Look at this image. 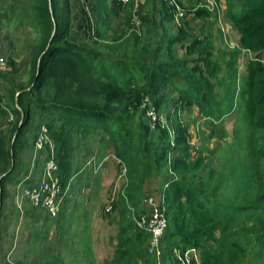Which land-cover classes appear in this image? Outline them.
Here are the masks:
<instances>
[{
    "label": "trees",
    "instance_id": "obj_1",
    "mask_svg": "<svg viewBox=\"0 0 264 264\" xmlns=\"http://www.w3.org/2000/svg\"><path fill=\"white\" fill-rule=\"evenodd\" d=\"M29 1V25L38 39L30 50L28 80L24 85L13 78H4L9 85L6 102L0 97V119L11 123L9 117H15L5 131L2 130L5 120L0 123V197L4 198L3 189L8 182L21 181L18 157L32 147L36 135L31 136L32 143L27 136L38 116L47 126L54 144L55 176L63 191L69 190L72 178L86 163L85 154L80 160L81 166L73 157L82 140L100 141L103 151L110 148L114 158L124 165L120 173L121 194L117 201L111 202L120 223L117 243L112 256L102 264H179L172 253L174 248L197 249L200 264H240L252 255V264H264V195L261 192L264 178L255 181L253 175L249 176L251 171H244L240 164V175L233 169L230 173L234 176L229 179L205 162L204 149L198 151L191 145L189 127L177 124L171 138L168 129H159L157 122L154 129L146 117L150 108L162 110L170 102L171 93H175L173 110L183 113L195 108L210 128L209 140L221 134L210 120L230 114L236 100L247 127L259 132L254 139L255 155L262 159L264 0H224L225 17L238 37V48L250 57L237 97L230 93L222 98H218L220 88L216 90L212 81L224 75V71L227 78L232 77L237 51L229 54L223 69L219 60L213 58L211 46L190 34L189 17L194 21H218L216 9L208 4L202 7V0H187L186 5L178 0L182 11L175 6L172 12L170 8L162 9L161 24L171 21L174 12L178 30L170 35L161 26L159 41L138 52L148 62L135 61V65L123 55L112 60L96 49L81 48L72 42L69 0ZM92 1L95 7L92 10L103 17L115 13L117 5H124L117 0ZM83 15L86 14L83 12ZM142 18L143 23L148 21ZM135 20L142 23L128 11L126 27L130 33L134 32ZM85 27L83 30L90 33V27ZM97 37L100 36L97 34ZM138 42L134 38V45ZM8 62L15 67L14 60ZM48 158L47 155L43 162ZM23 173L26 178L28 170ZM156 179L160 196L165 198L157 206L165 221L158 259L148 252L149 234L136 229L134 223L141 214H151L152 209L146 208L149 206L142 198L157 194V191L150 194L151 181ZM140 204L145 207L141 209ZM238 236H244L251 248L239 242ZM43 264L63 262L52 256Z\"/></svg>",
    "mask_w": 264,
    "mask_h": 264
},
{
    "label": "rangeland",
    "instance_id": "obj_2",
    "mask_svg": "<svg viewBox=\"0 0 264 264\" xmlns=\"http://www.w3.org/2000/svg\"><path fill=\"white\" fill-rule=\"evenodd\" d=\"M69 1L72 11V27L70 32V40L72 42L81 48L96 49V51L102 55H107L112 60H117L118 55H123L134 65L135 61L138 64L148 62V58H145V56L138 52L142 51V47L150 48L159 41L162 35L161 26H164L166 33L170 35H175L178 30L174 21V12L172 13L174 16L171 15V21H165V23L161 24V10L170 8L169 10L172 12L171 8L175 6L182 11L178 5V0H171L170 2H165L164 0H136L138 2L137 6H135L133 1L126 3L127 5L124 4L125 6L117 5L115 13L103 17L92 10V8H95L92 0ZM179 1L186 5L187 0ZM209 2L214 4L213 8L219 14L218 21L215 22L209 19L194 21L189 17L187 22L192 27L190 34L198 37L204 44L208 43L209 47L211 46L210 51L213 52V58L219 60L223 69L226 67L229 54L237 51V63L234 66L236 71L232 74V77L227 78L224 71L222 73L224 75H218L217 80L212 81L216 85V90L220 88L217 92L218 98H222L225 94L230 93H234V96L237 97L242 87L246 62L250 56L238 48V37L225 17L224 0H202L201 6H206V4L210 6ZM29 4V0H0V57L5 61V64L0 67V97H3L5 102L9 85L4 81V78H13L15 82H20L24 85H26L28 80L30 50L37 43L38 39L37 34L29 25ZM128 11L131 12L132 16L137 15L142 22L141 24L139 23L138 27L135 26L134 28L133 26L134 32L131 33L128 30L129 27H126V15ZM83 12L86 15H83ZM143 16L148 20L146 23H143ZM86 25L90 27V33H87V30H83V28H87L85 27ZM97 34L100 36L99 38ZM134 38L139 40L136 45H134ZM175 53L176 55L178 53L181 54L180 52ZM9 59L14 60V68L9 65ZM15 69H18V71L15 72ZM13 70L15 73H13ZM167 93L170 94L169 91ZM176 99L177 94L171 93L170 102L159 112L155 110L157 116L165 118V124L163 126L159 125V129H168L170 137L173 138L175 135L174 129L177 124L182 123L187 128L189 127L188 129L192 137L191 145L198 151L204 149L205 162L224 176H229V179H232L234 176L230 173L233 169H235V173L240 175V164L243 165L244 171H251L252 174L249 176L253 175L255 181L260 182V177L264 178V176L262 177V174H264V157L258 159L255 155L256 144L254 139L258 136L259 132H252L247 127L245 117L241 116L238 112V102L236 100L230 114L218 120H214V118L210 120V122L216 125L217 131H221V134H215L216 138L208 140L210 128L205 125V120L201 119L202 117L195 108L186 111L182 110L183 113L180 110H173L172 103ZM146 117L151 127L153 126L155 129L157 125L153 124L147 115ZM4 120L0 119V123H3ZM13 120H15L14 116H12L10 122L12 123ZM11 123L5 120L2 130L9 129ZM40 124H42V121L36 116L32 131L27 136L30 143H32L31 136L33 134L36 135L37 126ZM79 143V146L73 152L74 161L81 166L80 160L85 153H87L88 158L86 159L84 168L82 167L81 172L77 175L89 169H93L92 173L94 175L101 174L103 161L96 158L97 154L95 152H92L90 156L87 152V149H93V146L94 150L98 148L97 140L88 138ZM106 155L107 159L115 161L111 149L108 152L106 151ZM26 160L27 153L25 151L18 157V167H24ZM37 163L35 172L33 171L27 182H22L19 185L18 183L8 182L4 186V198L0 197V264H43L55 255L60 256L63 264H102L105 260H108L112 256L116 246V244H111L109 239V237L112 238V234L114 233L112 223L116 221V213L113 214L112 211L108 215L104 214L102 222L106 224V229L103 231L102 229L99 230L96 233L95 241L90 243V245L85 244L84 247L79 248L76 243H72L68 239H74L75 225L77 226L76 215L78 208L72 206L71 203L70 211L66 213L65 217L64 212L62 213L64 219L68 222L66 228L62 227V229L67 233L65 238L69 240V245H59L60 241L56 240L58 232L55 234L53 230L54 226L52 222L54 220H50L53 218L48 217L41 209L32 208L25 200L20 198L19 195L23 189L41 180L43 161L41 160ZM256 165L258 166L252 170ZM21 174L24 173L22 172ZM106 176L104 186L107 187L112 182H115L118 187L117 189H119L117 193L115 192V200L116 198L119 199L117 194L119 193L118 196L121 194L123 177L120 176L118 170L114 171L113 169L111 170V174L109 173ZM19 177L22 180L25 176L20 175ZM75 178L76 175H74ZM157 181V179L151 181L150 186L152 189L150 194L155 191H157V194H152V196L147 195L142 200L151 197L153 198V202L157 201L156 198L160 195L158 191L160 184ZM75 189L76 187L72 191L73 201L80 196ZM261 192L264 195V189ZM108 200L106 205L110 203V199ZM100 205L104 206L105 202H100ZM142 207L144 208L145 205L140 204L141 209ZM262 216L264 217V213ZM33 221H35L34 224H32ZM73 221L74 223H72ZM71 223L72 225L69 226ZM62 229L61 231H63ZM238 241L246 244L244 236H238ZM245 246L248 247L247 244ZM248 248L250 249L251 247ZM252 259L253 255L246 260L244 259L240 264H252Z\"/></svg>",
    "mask_w": 264,
    "mask_h": 264
},
{
    "label": "crops",
    "instance_id": "obj_3",
    "mask_svg": "<svg viewBox=\"0 0 264 264\" xmlns=\"http://www.w3.org/2000/svg\"><path fill=\"white\" fill-rule=\"evenodd\" d=\"M11 119L12 117L9 118V120ZM29 135L30 134H28V136ZM97 143H98V148L96 150H94V146H93V149L88 148L87 152L89 156L92 154V152H95L97 154V156L95 155L96 158L98 160L103 161V168L100 171L101 174L94 175L92 173V170L89 169L86 172L76 175L75 179L73 177L71 180L68 193L64 195L63 197V204H62L61 212L59 213L57 218L50 219V220H54L52 222L54 226L53 230L55 231V234L58 232V234H56L57 236L56 240L60 241V243H58L59 245H69V240H70L72 243H76L78 247L81 248V247H84L85 244L90 245V243L94 242L96 239V233H98L99 230L101 229L103 231L107 227L106 224L102 222L103 220L102 218L104 217V214L108 215V213L105 212V207H106L105 205L109 201L108 199L114 198V201L118 200L117 198L115 200V192L117 193L119 190L117 189L118 188L117 184L115 182H112L111 185L105 187L104 181L106 180V177H107L106 175H108L109 173L111 174L112 169L114 171L118 170L120 173H123L122 171H124V168H123L124 165L119 160H116L115 158H114L115 161L107 159L106 151L108 152L110 148L103 151V146L99 144L100 141L97 140ZM25 151L27 153V160H26L24 167L25 169L28 170V174L26 178L22 179L20 183H18V185L22 184V182H27L30 175H32L33 171L35 172V169L38 165L37 162L32 161V147ZM87 158H88L87 153H85V159ZM24 167L19 166L20 175H22L21 173L24 171ZM90 175H92L93 177ZM95 176H98V177H95ZM30 186H33V185H29L28 187ZM75 187H76L75 191H77L80 194V196L75 201H73L72 191ZM118 194H117V197H119ZM156 200L157 201H155V206L157 207L159 204H162L165 201V198H162V196L159 195V197L156 198ZM100 202L101 203L105 202V205L104 206L100 205ZM70 204L78 208V213L76 215L77 226L75 225L76 231L73 234L74 239L68 238L69 240H67L65 238L67 233L66 231L62 229V227L66 228L68 224V222L64 219V217L66 213L70 211ZM146 208L150 209L151 211V208L149 207H146ZM63 212H64V217L62 215ZM112 213L115 214L116 211H113ZM115 220L116 221H113L112 223V228H113L114 233L112 234V238L109 237L111 244L117 243L115 239V235L117 234L118 226L120 225L119 218L117 217V213H116ZM34 223L35 221H33L32 224ZM72 223H74V221ZM72 223L69 224V226H71ZM114 223L116 224L114 225ZM61 229L63 231H61ZM134 232L135 231H132V233ZM60 250H61V246H60ZM57 257L60 258L59 255Z\"/></svg>",
    "mask_w": 264,
    "mask_h": 264
},
{
    "label": "built area",
    "instance_id": "obj_4",
    "mask_svg": "<svg viewBox=\"0 0 264 264\" xmlns=\"http://www.w3.org/2000/svg\"><path fill=\"white\" fill-rule=\"evenodd\" d=\"M122 4L131 3L132 1L137 6L136 0H117ZM170 2L171 0H164ZM210 3V2H209ZM214 4L210 3V8H213ZM136 26L139 22L135 20ZM5 64V61L0 57V67ZM149 106L148 100H145ZM147 116L151 122H156L163 126L165 124V118L157 116L155 110L150 108L147 110ZM49 158L43 162L41 180L33 186L27 187L20 193V198L25 200L32 208L43 210L50 217H57L61 205L63 203V197L67 193V190H62L58 184V179L55 176L57 171V165L54 162V144L49 136V131L46 125L42 124L39 126L35 139L32 144V161L38 162L43 161L46 156ZM122 177V175H120ZM114 198L110 199V203L106 205L105 212L109 213L112 211L111 202ZM143 203L147 204L151 209V214L148 216L141 214L139 218L134 219L135 227L138 230H145L149 234L148 238V252L157 259L161 256L160 240L165 228V221L155 206L153 198L149 197L143 200ZM131 210V209H130ZM173 255L177 258L179 264H200L199 252L194 248H186L178 250L174 248L172 251ZM161 264V263H157Z\"/></svg>",
    "mask_w": 264,
    "mask_h": 264
},
{
    "label": "water",
    "instance_id": "obj_5",
    "mask_svg": "<svg viewBox=\"0 0 264 264\" xmlns=\"http://www.w3.org/2000/svg\"><path fill=\"white\" fill-rule=\"evenodd\" d=\"M23 118V115H21V119Z\"/></svg>",
    "mask_w": 264,
    "mask_h": 264
}]
</instances>
